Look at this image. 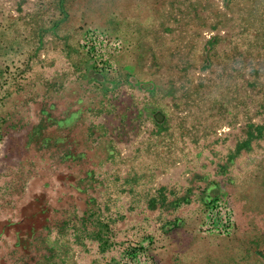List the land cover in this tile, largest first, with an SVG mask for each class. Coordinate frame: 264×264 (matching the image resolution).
Listing matches in <instances>:
<instances>
[{
  "label": "rangeland",
  "instance_id": "rangeland-1",
  "mask_svg": "<svg viewBox=\"0 0 264 264\" xmlns=\"http://www.w3.org/2000/svg\"><path fill=\"white\" fill-rule=\"evenodd\" d=\"M0 264H264V0H0Z\"/></svg>",
  "mask_w": 264,
  "mask_h": 264
}]
</instances>
